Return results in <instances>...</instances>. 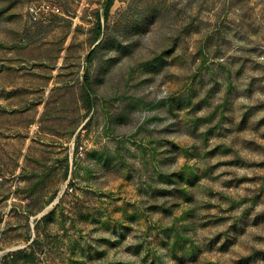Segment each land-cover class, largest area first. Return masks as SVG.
Returning a JSON list of instances; mask_svg holds the SVG:
<instances>
[{"label":"rangeland","instance_id":"obj_1","mask_svg":"<svg viewBox=\"0 0 264 264\" xmlns=\"http://www.w3.org/2000/svg\"><path fill=\"white\" fill-rule=\"evenodd\" d=\"M105 1L0 0V264H264V0Z\"/></svg>","mask_w":264,"mask_h":264},{"label":"trees","instance_id":"obj_2","mask_svg":"<svg viewBox=\"0 0 264 264\" xmlns=\"http://www.w3.org/2000/svg\"><path fill=\"white\" fill-rule=\"evenodd\" d=\"M114 0H106L103 4V8H104V13H103V16L104 18L107 17L109 11H110V8L113 4ZM100 31H101V27H100V24H98L97 28H96V35L99 36L100 35ZM93 52V51H92ZM92 52L89 53V55L87 56V60H89L92 56ZM84 103H85V107L86 109L89 111L92 107V98H91V93L89 91V78H88V73L86 72V74L84 75Z\"/></svg>","mask_w":264,"mask_h":264}]
</instances>
